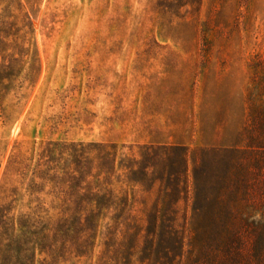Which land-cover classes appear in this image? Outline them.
I'll use <instances>...</instances> for the list:
<instances>
[{"label": "rangeland", "instance_id": "374dc122", "mask_svg": "<svg viewBox=\"0 0 264 264\" xmlns=\"http://www.w3.org/2000/svg\"><path fill=\"white\" fill-rule=\"evenodd\" d=\"M14 1L0 15L27 18L21 54L0 55V185L11 156L49 144L177 147L183 264H264V0ZM203 203L220 230L189 228Z\"/></svg>", "mask_w": 264, "mask_h": 264}, {"label": "trees", "instance_id": "16d2710c", "mask_svg": "<svg viewBox=\"0 0 264 264\" xmlns=\"http://www.w3.org/2000/svg\"><path fill=\"white\" fill-rule=\"evenodd\" d=\"M3 1L7 8L15 2ZM18 18L0 15V55L8 47L23 51L19 30L27 15L20 29ZM138 155L77 143L49 144L29 163L11 156L4 174L16 176L14 186L0 185V264H183L187 220L179 223L180 200L166 198V186L180 170L186 174L187 156L152 146ZM17 203V214L8 216ZM204 204L191 206L189 228L220 230ZM200 260L206 261L202 253Z\"/></svg>", "mask_w": 264, "mask_h": 264}]
</instances>
